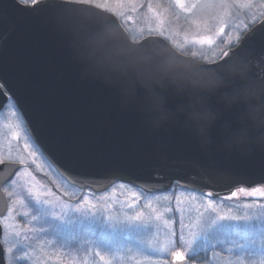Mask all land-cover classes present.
Returning <instances> with one entry per match:
<instances>
[{
	"label": "water",
	"instance_id": "water-1",
	"mask_svg": "<svg viewBox=\"0 0 264 264\" xmlns=\"http://www.w3.org/2000/svg\"><path fill=\"white\" fill-rule=\"evenodd\" d=\"M69 8L84 10L70 12ZM113 21L115 40L127 41L130 34L119 18L95 6L40 0L29 8L19 0H0V80L6 82L9 93H0V112L14 97L41 154L67 183L83 192L104 193L112 184L129 180L149 194L168 193L177 180L223 197H229L238 185L264 187V147L226 146L225 125L236 128L237 108L222 109L206 137L186 127L182 115L152 122L143 90L137 86L134 96L126 93L118 65L89 43L92 32ZM256 29L264 30V18L243 35L240 46L229 50L230 57L240 47H251L244 44V37ZM142 43L177 60L202 63L161 36L148 35ZM261 56L264 42L239 56L253 62L258 78L264 77ZM186 102L183 96L170 95L167 107L175 113ZM210 104L219 107L215 98ZM23 167L0 164V219L9 209L4 186ZM65 170L87 178L86 186L71 183ZM2 237L0 224V264H7Z\"/></svg>",
	"mask_w": 264,
	"mask_h": 264
},
{
	"label": "rangeland",
	"instance_id": "rangeland-1",
	"mask_svg": "<svg viewBox=\"0 0 264 264\" xmlns=\"http://www.w3.org/2000/svg\"><path fill=\"white\" fill-rule=\"evenodd\" d=\"M19 1L22 2V0ZM38 1L40 0H36ZM134 2L135 11L129 7L126 12V15L133 18L127 25L133 30L131 34L143 28L145 37L161 36L156 32L149 33L148 29L156 27L160 20H163L166 31L171 34L174 41L180 43H184L185 33L189 38L192 35L204 34L202 31H197V25L194 22L198 21L201 29L207 24L212 28L213 34L218 27L225 28V33L217 38L218 44L222 46L229 37L235 40L236 35L241 34L242 38L249 22H255L261 14L260 9L263 12L261 15L264 14V0H183L185 9L190 11L180 9L176 0H134ZM149 6L154 11H150ZM241 12L247 16H245L246 19L240 16ZM166 40L173 46L172 42ZM177 50L181 53L185 51L191 53L193 50L207 51L208 46L189 43L185 49ZM33 143L21 115L10 101L0 113V159H2L0 164L22 163L25 167L4 188L6 197L9 199V208L13 210L11 215L8 210L6 216L0 219L3 220V223H0L3 228V246L5 250L12 248L11 253L5 251L7 264L10 261L11 264H68L71 257L83 258L85 255L90 257L88 264H95L94 258L91 257L92 245L89 242L101 239L99 230L94 231L87 226L94 219L91 213L77 210L85 195L97 205L98 209L106 207L103 222L109 225L110 230L103 239L110 243L113 249L119 248L121 254H128L131 250V254L137 256L136 259L125 260L123 264H144L147 259L161 260L164 264H170V255L161 256L152 254L150 251L138 255L136 251L138 244L141 241L152 240L154 244L163 246L168 241L174 240V246L170 248V251L178 250L182 231L181 219L184 225L183 234L185 238H188L189 227L193 231L207 228L203 220L199 227L196 226L198 212H204L205 217L214 218L216 215L210 211L205 212L204 204L200 200L185 201L182 211L178 212L174 197L166 199L165 194H149L134 187L129 188L127 184H124L126 187L123 190L117 188L113 191L112 187L104 193L83 192L66 183ZM26 144L28 147H25ZM179 191L177 189V192ZM133 192L140 196L138 201L132 196ZM167 195L173 196L171 191ZM37 196L40 197L39 201L35 199ZM248 197L241 194L233 199L216 202L218 214L248 216L251 219L247 222L224 221L225 224H231L232 229L219 234L212 241L213 247L208 248L206 252H200L195 259H189L188 264H225L229 254L222 249L231 248L232 242L245 245L248 249L243 253L234 251L233 260L243 256L245 264H259V254L252 250L250 242L255 241L259 247L260 242L264 241V233L260 230L264 222V197L257 200ZM44 200L51 202L43 203ZM129 203L133 206L128 207ZM245 205L249 206L245 207ZM32 206L46 215L33 220L32 216L39 217L40 212H34ZM22 212L29 214L21 216ZM137 212L143 213L144 227H133L124 222L125 216H132ZM108 215L115 220L109 222ZM57 217H63V220L71 223L66 228L57 230L55 226L62 225V221ZM95 219L100 220V215L98 214ZM111 223H116L115 229L111 228ZM249 224L255 225V228H248ZM99 250L106 257L111 255L107 248ZM53 253H57L60 259H57ZM214 253H218L225 259L213 260ZM114 264H121V262L115 261Z\"/></svg>",
	"mask_w": 264,
	"mask_h": 264
},
{
	"label": "snow or ice",
	"instance_id": "snow-or-ice-1",
	"mask_svg": "<svg viewBox=\"0 0 264 264\" xmlns=\"http://www.w3.org/2000/svg\"><path fill=\"white\" fill-rule=\"evenodd\" d=\"M23 3L28 5L30 8L31 4L36 3V0H22ZM47 2V0H45ZM64 4L67 5H83V6H95L99 7L101 9H104L106 11H110L116 16L120 18L121 24L125 26V30L130 33L129 39L127 41H124L123 43H119L115 40L113 36V27L117 26L115 25V22L113 21L111 25L105 26L104 28L100 30H96L92 32L89 36V43L98 51L105 54L108 61L115 63V64H122L123 62L129 61V60H135V59H150L152 52L155 51L152 49L148 44L142 43V40L145 39V36L143 35L144 29L140 28L136 31L135 34L132 33V29L128 28L127 25L130 21L133 20V18L130 15H126V12L129 7L133 11H135L136 5L134 0H62ZM176 4L180 9H183L185 11H190V9H185L183 0H176ZM23 10H28V8H25ZM70 12H79L83 11V8H69ZM150 11H154L151 6H149ZM197 25V31H202L204 34L199 35H192L190 38L185 33V41L184 43H180L178 41H174L172 39L171 34H169L166 31V28L164 26V21L160 20L159 24L156 27H149L148 32H156L159 35L165 37L170 42L173 43V46L176 47L179 50L185 49V47L191 43L194 45H200V46H208V50H201V51H195L193 50L191 53L183 52L185 56L191 55L194 59H199L202 61V63H197L200 65L205 66L206 68L212 70L215 68H218L221 64L219 63L220 60H224V63H226L229 59L232 57L229 56V50L231 47L240 46L241 42V34H237L235 37V40H233L231 37H229L226 41H224L221 44H218L217 38L221 37L225 33V28L223 26L218 27L216 29L215 33L213 34V30L210 26L205 24V27L203 29L200 28L199 22H194ZM245 32H248V28L246 27L244 29ZM264 42V30L256 29L251 32H249L248 36L244 37V44L245 45H251V47H240V52H233V57H239L241 52H251L254 51L255 45L257 43ZM133 45H140V47H134ZM229 49V50H226ZM137 50H140V55H137ZM225 57H229V59L225 60ZM170 59L175 60L176 57L169 56ZM261 62L264 64V56H261ZM193 63V62H192ZM261 72H264V67H261ZM264 78V77H262ZM8 88V85L5 81L0 80V93L4 94L5 96H8L9 93L6 91ZM12 102L15 105V98L12 97ZM184 123L186 127H194L193 121L191 119H188L184 117ZM227 125H225V131L227 130ZM30 131V129H29ZM209 129L202 130L201 136H207ZM25 147H28L26 144ZM0 162H2V159H0ZM67 173V170H65ZM67 175L71 178L70 182L73 184H77L80 187L86 186V179L78 174L74 173H67ZM113 191H115L117 188L123 190L125 189L126 185L120 184L115 185L112 184ZM127 187H139L135 183L134 180H129L127 182ZM177 189L180 191L177 192ZM172 192L173 196H168L167 193H165L166 199H172L175 198L177 211H182V205L185 203V201H194V200H200L204 204V211L205 212H211L216 213L215 217H205L204 212H198L197 220H196V226H200V222L203 220L204 223H206L207 228L202 229L200 231H193L191 227L188 229V238H185L183 234V219H181V235L179 239L180 248L175 251H170V248L174 246V240H170L167 243H165L163 246H158L157 244H154L152 240H145L141 241L140 244L137 246V254L143 255L145 251H150L152 254H159L161 256H167L170 255L172 259V264H187V261L189 259H195L200 252H206L208 248L213 247L212 241L217 238L219 234H223L226 231H229L232 229L231 224H225L224 221H240L243 220L245 222L249 221L251 218L248 216L239 217L234 215H222L218 214L217 210V201H222L226 198L230 199L233 197H238L239 195L244 196H251V197H264V187H246L238 185L236 187V190L231 191L229 197H223L219 193H212L203 192L202 189H192L188 185H182L180 184V181L177 180L169 190ZM11 195V193H9ZM132 196L135 197V199L138 201L140 199V196H137L136 193H132ZM37 201L40 200V197H35ZM51 201L44 200L43 203H50ZM133 205L131 203L128 204V207H132ZM249 205H245L247 207ZM32 210L34 212H40V209L36 208L35 206H32ZM77 210H83L86 213H91L92 217L94 218L87 226L91 229L99 230V234L101 239L99 240H93L89 243L92 245V251H91V257L94 258L95 264H114L115 261H120L121 264L127 259H136V255L131 254V250H129L128 254H121V250L119 248L113 249L112 245L110 243H107L103 237H105L109 232V225L107 223H104V215L103 213L106 211V207H102L100 209L97 208V205L95 203H92L88 196L85 195L82 197V202L78 205ZM12 208H9V213L11 215ZM170 211V210H169ZM28 212H22L20 213L21 216H27ZM100 215V220H96L95 217L97 215ZM46 215L43 212H40V216L33 215L32 219L37 220L41 217ZM143 213L137 212L132 216H125L124 222L128 223L129 225L133 227H144V222L142 220ZM10 218V217H9ZM7 219V218H5ZM57 219L62 221V225H56L55 227L57 230H62L63 228H66L70 221L63 220V217H57ZM107 220L109 222H112L115 220L114 217L111 215H108ZM0 223H3V220H0ZM118 223V222H116ZM116 223H111V228H116ZM248 228H255V225H248ZM32 231H35L36 229H30ZM260 230L262 233H264V222H262L260 226ZM16 235H20V233H16ZM50 243V242H45ZM219 243V242H218ZM252 245V250L257 252L259 254L260 260L259 264H264V241H261L259 244V247H257L255 241L250 242ZM100 248H107L110 252V256H105L101 254ZM8 253L12 252V248L9 247L5 250ZM222 251H226L229 255L227 259L224 257H220L218 253H214L213 260L219 259H225V264H245V257L241 256L238 260L232 259V253L234 251L238 253H243L248 251L245 245L237 244L235 242H232V247L228 249H222ZM57 256V259H60V256L57 253H53ZM90 257L88 255H85L83 258L80 257H71L68 260V264H88ZM207 259V257H205ZM11 264V261L9 262ZM144 264H164L161 260H151L147 259Z\"/></svg>",
	"mask_w": 264,
	"mask_h": 264
},
{
	"label": "clouds",
	"instance_id": "clouds-1",
	"mask_svg": "<svg viewBox=\"0 0 264 264\" xmlns=\"http://www.w3.org/2000/svg\"><path fill=\"white\" fill-rule=\"evenodd\" d=\"M254 68L247 58L232 57L210 70L153 51L150 59L118 64L117 72L126 93L134 96L137 86L143 90L150 118L156 124L182 115L193 121L201 135L219 119L222 109L237 108V126L226 130V146L248 150L251 146L264 147V78H258ZM170 95L183 96L187 101L175 113L167 107ZM211 98L219 107L210 104Z\"/></svg>",
	"mask_w": 264,
	"mask_h": 264
},
{
	"label": "trees",
	"instance_id": "trees-1",
	"mask_svg": "<svg viewBox=\"0 0 264 264\" xmlns=\"http://www.w3.org/2000/svg\"><path fill=\"white\" fill-rule=\"evenodd\" d=\"M171 11H173V8L171 7ZM242 14L240 15L241 17L243 16V19L245 18L246 19V15L244 14L243 15V12H241ZM260 13L262 14L263 12L261 11V9H260ZM260 14V15H261ZM260 15L257 17V20L255 21V22H249L250 24L248 25V29H250L251 27H253L257 22H258V20L260 21L261 20V18H263L264 17V14L263 15H261V17H260ZM246 16V17H245ZM242 36V35H241ZM232 48H234V47H231L230 49H232ZM229 50V49H228ZM183 54V53H182ZM189 56V55H188Z\"/></svg>",
	"mask_w": 264,
	"mask_h": 264
},
{
	"label": "flooded vegetation",
	"instance_id": "flooded-vegetation-1",
	"mask_svg": "<svg viewBox=\"0 0 264 264\" xmlns=\"http://www.w3.org/2000/svg\"><path fill=\"white\" fill-rule=\"evenodd\" d=\"M263 18H264V17H263ZM261 20H262V18H261ZM258 22H259V21H258ZM258 22H257V23H258ZM251 28H252V27H251ZM251 28H250V29H251ZM250 29H249V30H250ZM22 165H23V164H22ZM24 167H25V165H24ZM16 175H17V174H16ZM15 177H16V176H15ZM15 177H14V179H15ZM14 179H13V180H14ZM13 180H12V181H13ZM12 181H11V182H12ZM11 182H10V183H11ZM10 183H8V184H10ZM8 184H7V185H8ZM7 185H6V186H7ZM6 186H5V187H6ZM5 187H4V188H5Z\"/></svg>",
	"mask_w": 264,
	"mask_h": 264
}]
</instances>
